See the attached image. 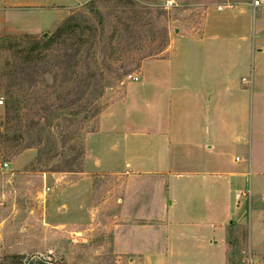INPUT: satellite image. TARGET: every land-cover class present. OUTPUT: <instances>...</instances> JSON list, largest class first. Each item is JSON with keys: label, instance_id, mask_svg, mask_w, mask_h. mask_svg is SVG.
<instances>
[{"label": "rangeland", "instance_id": "1", "mask_svg": "<svg viewBox=\"0 0 264 264\" xmlns=\"http://www.w3.org/2000/svg\"><path fill=\"white\" fill-rule=\"evenodd\" d=\"M83 1L0 0V164L12 163V171L9 173L1 174L3 170L0 169V225L6 219L0 227V261L10 255H24L29 261L42 264H141L142 254L145 253L143 246L156 245L163 239V235L159 237L158 230L162 232L164 222L159 220V215L167 204L164 193L166 176L105 174L95 176L91 180L90 191L84 190L86 211L79 213L77 199L68 191L79 180V173H41L40 170H44L42 167H31L36 156V150L31 147L36 146L39 136L45 143L47 133H40L42 129L27 116L31 114L29 109L40 107L43 102L20 100V112L26 115L23 121L18 120L15 111L6 114L4 110L9 102V87L15 89L19 83L16 77L10 80L6 75L15 69L17 56L25 45V37L39 39L43 34L50 35L71 14L84 26H87L89 20L97 25L107 22L104 26L106 29L108 26L112 28L116 22H126L127 27L124 24L117 27V33L107 35L106 42H114L116 53H103V49H98L96 56L99 66H106L105 79L96 78L99 80L96 84L92 79L86 96L90 105L98 106L101 112L123 96L126 87L132 82L128 77L138 76L146 60L167 56L170 41L175 35H200L210 15L219 13V16H234V20L225 21L224 36L234 40L230 41L232 45L227 46L231 48L230 53L223 51L225 59L229 60L225 69L232 87L245 90L246 93L245 137L225 153V162L229 172H236L249 164L245 177H229L233 183L229 193L231 204L234 203L235 192L246 194V197H241L235 214L246 227H227V264H264V150L260 151V157L253 152L257 140L254 135L264 134V107L261 105L256 115L253 93L259 87L260 94L257 96L262 95L263 99H259L264 101V0H257L259 5L255 8L252 0H177V6L171 9H164V0H132L139 10L145 8L149 12L146 19L142 20L143 23L138 25L135 16L130 14L134 5L127 7V4L123 5L126 2L117 0H93V8H85L86 2ZM226 4L230 8L217 11L218 6ZM123 10L129 16L127 19H124L126 15L123 19L119 16ZM96 11L101 14L95 16ZM150 17L154 22L151 26L147 25ZM109 20L112 24H109ZM134 25L138 27L135 30ZM164 28L167 31L168 46L162 49L160 46ZM241 36L248 37V41H237ZM4 39H7L6 42ZM258 49L263 52H257ZM112 55L117 61L111 66L110 73H113L109 79L106 77L110 74L107 72L106 61L111 60ZM140 55L150 56L139 63L134 61ZM82 56L84 60L89 59L91 66L94 64L90 53L84 52ZM82 68H87V65H82ZM241 78L251 80V89L241 83ZM59 90L58 87L57 93L50 95V98L46 96L47 103L61 105L63 99L56 96ZM132 108L133 105H129V109ZM86 116L80 115L78 120ZM98 116L85 121L82 129L83 144L85 135L95 131ZM9 118L10 122L4 124ZM65 125L60 117L46 130L58 134ZM259 143L264 145V135ZM248 150L251 156H244L243 152L247 153ZM55 164H61L60 158L53 159L47 166ZM44 174L53 175L45 179ZM54 198L67 205L63 208L64 214L69 212V208L67 219L60 215V211L53 212L51 222L44 217L43 201ZM21 204L25 207L34 204L37 212L36 218L30 222L31 227L27 226L26 231H22L30 235L26 241L19 238L21 231L17 225L20 223L14 218ZM200 208L196 207V214ZM190 215L194 217L195 214L193 212ZM249 257L251 263L247 262Z\"/></svg>", "mask_w": 264, "mask_h": 264}, {"label": "crops", "instance_id": "2", "mask_svg": "<svg viewBox=\"0 0 264 264\" xmlns=\"http://www.w3.org/2000/svg\"><path fill=\"white\" fill-rule=\"evenodd\" d=\"M224 15H210L200 35H175L166 57L142 64L139 81L131 82L120 99L101 111L95 131L85 135L79 180L63 190L70 187L79 213H84V190L90 191L97 175L166 176L167 204L159 215L164 222L162 232L158 230L163 239L156 245L144 243L148 245L142 248L141 264H227V227H246L235 215L241 199H235V194L239 192H235L233 204L229 201L233 184L229 177H245L249 164L229 172L225 162V153L245 137L246 93L235 90L226 74L229 60L223 51L230 53L227 46L234 40L224 36L225 21L234 16ZM237 41H248V37ZM247 81L241 83L251 89L252 82ZM255 91L257 115L264 101L262 95L257 96L259 87ZM129 105H133L131 110ZM262 135H254L257 157L264 150L259 143ZM249 151L243 155L251 156ZM7 164L6 169L0 168L1 174L12 171V163ZM58 201H43L49 222L55 211L65 219L70 213L68 208L64 214L67 205ZM18 208L14 216L20 223L18 236L26 241L29 234L22 231L31 227L36 207L21 204Z\"/></svg>", "mask_w": 264, "mask_h": 264}, {"label": "trees", "instance_id": "3", "mask_svg": "<svg viewBox=\"0 0 264 264\" xmlns=\"http://www.w3.org/2000/svg\"><path fill=\"white\" fill-rule=\"evenodd\" d=\"M117 1L126 2L123 5L126 6L127 4V7L134 5L131 8L130 14L135 16V23L137 25L138 23H143L142 20L146 19V15L149 14L143 7H139L143 8V10H139L132 0ZM94 4L93 0H88L84 6L85 8H93ZM125 11H120L119 16L122 19L127 14V12L124 13ZM122 13L124 14L122 15ZM100 14L101 12L99 11L95 12V16ZM128 17L126 15L124 19ZM110 21H108L109 24H112V21ZM105 24L107 25L108 23L102 22L97 25L92 20H89L87 26H84L78 22L74 14H71L50 35L43 34L39 39L26 36L25 45L21 48L17 56L15 69L6 75V77H10V80H14L12 77L19 79V83L15 89L9 87L11 89L7 93L9 102L4 107L6 114L15 111L18 120L21 121L22 119L23 121L26 115L20 112L22 111L21 108L19 109L20 100H42L43 102L40 107L35 106L36 108L29 109L31 114L29 117L27 116L32 123L40 127V130L42 129L39 131L40 133H44L45 131L47 133L45 143H43V138L39 136L36 146L31 147L36 150V156L31 163V167L35 169L42 167L44 170H40L41 173H81L84 158L82 129L88 118L93 119L100 114L99 107L90 105L88 95L86 96L92 79L96 84L99 81L96 78H103L105 74L104 70L106 66L100 67L96 60L97 53H99L98 49H103V53L109 51L113 54L116 53L114 42H106L107 35L110 33L114 34V32L117 33L119 29L117 27H122L124 24V27H127L126 22H120L118 24L116 22V25L112 28L108 26L106 29L104 27ZM153 24V19L150 17L147 25L151 26ZM136 28L138 27L134 25L133 29L135 30ZM87 30L90 31L89 34ZM125 31H127V28ZM6 40L4 39L5 42ZM167 46L168 37L167 31L164 28V36L160 47L163 49ZM84 52L91 54L92 62L94 63L92 66L88 62L89 59H83L82 53ZM149 56H136L137 58L134 61L139 63V61ZM112 57L111 60L106 61L108 73H110L113 63L117 61L114 55ZM82 65H87V68H82ZM112 73L107 74L106 77L111 79L110 75ZM58 87L60 90L56 96L59 99H63V101H61V105L54 106L53 104L47 103V97L50 98V95L56 94ZM32 114L36 116H31ZM80 115L88 116L78 120ZM60 117H62V122H65L66 125L62 130L58 131V134L46 130L48 126L52 125L54 120L58 121ZM51 118L54 120L52 121ZM9 122L10 118L4 124H8ZM56 158H60L61 164L47 166ZM26 263L42 264L39 261H29L24 255H10L0 261V264Z\"/></svg>", "mask_w": 264, "mask_h": 264}, {"label": "built area", "instance_id": "4", "mask_svg": "<svg viewBox=\"0 0 264 264\" xmlns=\"http://www.w3.org/2000/svg\"><path fill=\"white\" fill-rule=\"evenodd\" d=\"M176 1L177 0H164V3H163L164 9H171V8L176 7L177 6ZM252 1H253V8H255L257 5H259V2L257 0H252ZM225 8H230V5L226 4L224 6H218L217 11H223V10H225ZM128 79H130V81H132V82H138L139 81V78L137 76H129ZM241 81L243 83H249L244 78ZM0 104H2V101H0ZM7 167H8L7 163H1L0 164V168H2V169H6ZM47 191H48V189H47ZM244 196H246V195L243 193H237V194H235V199H240V197H244ZM247 262L251 263L250 257L247 259Z\"/></svg>", "mask_w": 264, "mask_h": 264}]
</instances>
